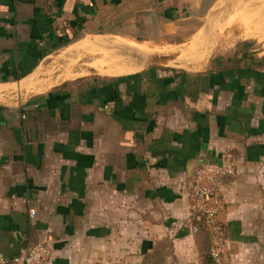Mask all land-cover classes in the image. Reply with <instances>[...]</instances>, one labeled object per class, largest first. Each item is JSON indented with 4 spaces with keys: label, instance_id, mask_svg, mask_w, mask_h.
Wrapping results in <instances>:
<instances>
[{
    "label": "crops",
    "instance_id": "1",
    "mask_svg": "<svg viewBox=\"0 0 264 264\" xmlns=\"http://www.w3.org/2000/svg\"><path fill=\"white\" fill-rule=\"evenodd\" d=\"M213 1L205 2L204 14ZM201 2L0 0L6 257L43 240L50 264H153L160 255V264H207L186 189L193 161L226 151L233 173L222 181L217 219L228 264H264V70L227 65L226 56L200 71L152 67L64 80L17 100L19 89L32 85L40 48L64 25L89 35L124 34L141 23L154 28L176 20ZM20 107L47 110L57 130L23 141Z\"/></svg>",
    "mask_w": 264,
    "mask_h": 264
},
{
    "label": "rangeland",
    "instance_id": "2",
    "mask_svg": "<svg viewBox=\"0 0 264 264\" xmlns=\"http://www.w3.org/2000/svg\"><path fill=\"white\" fill-rule=\"evenodd\" d=\"M201 1L199 7L189 8L183 17L162 22L158 27L156 24L154 28L141 23L136 31L94 35L76 30L70 40L58 44L39 58L32 70L35 72L32 85L20 88L17 100L64 80L75 82L86 76L95 79L127 73L111 74L106 72L104 63L88 61L90 53L86 52L99 49H104V52L121 51L128 59H137L143 66L141 69L200 71L210 65L211 59L230 56L231 62L227 65H251L264 70V0H215L206 14L203 13L204 4L210 0ZM95 41L100 43L99 46L103 44L104 48L95 45ZM137 44L146 45L148 51ZM90 47L96 48L88 49ZM138 52L143 56L167 57L169 61L165 60V64L145 63ZM2 92L6 97L14 96V92L6 89ZM199 230L203 234L199 241L202 259L207 264H217L208 254V234L201 225ZM160 258L162 263L164 257L160 255ZM154 259L153 264H160L157 257Z\"/></svg>",
    "mask_w": 264,
    "mask_h": 264
},
{
    "label": "built area",
    "instance_id": "3",
    "mask_svg": "<svg viewBox=\"0 0 264 264\" xmlns=\"http://www.w3.org/2000/svg\"><path fill=\"white\" fill-rule=\"evenodd\" d=\"M233 173V157L221 152L204 161L189 174L186 201L189 214L197 218L208 234V254L217 264H228L229 254L217 214L222 208L221 185ZM32 213V211H30ZM51 247L43 240L28 241L12 257L0 252V264H50Z\"/></svg>",
    "mask_w": 264,
    "mask_h": 264
},
{
    "label": "trees",
    "instance_id": "4",
    "mask_svg": "<svg viewBox=\"0 0 264 264\" xmlns=\"http://www.w3.org/2000/svg\"><path fill=\"white\" fill-rule=\"evenodd\" d=\"M76 28H79V25H76ZM77 29L71 24L64 25L60 33H55V39L53 42L46 44L40 48L38 54L39 57L44 55L53 47H56L58 44L70 40L76 32ZM70 31V32H69ZM124 75L117 76V78H122ZM20 113L24 115L21 120V131H22V140L29 141L35 138H38L46 133H51L57 130L56 122L50 117L49 113L45 109H26L19 108Z\"/></svg>",
    "mask_w": 264,
    "mask_h": 264
},
{
    "label": "bare ground",
    "instance_id": "5",
    "mask_svg": "<svg viewBox=\"0 0 264 264\" xmlns=\"http://www.w3.org/2000/svg\"><path fill=\"white\" fill-rule=\"evenodd\" d=\"M143 45H140V46L143 48H146L145 47L146 45L145 46H143ZM138 49L141 50L142 52L146 53L143 49H140V48H138ZM145 50L148 51V48H146ZM120 52L121 51H119V52H104L100 49L99 50H93L91 53L89 52L90 54L88 53L89 55H88L87 59H88V61L89 60H98L99 62L104 63L105 65H107V69L105 68L106 72L109 71V73H111V74L120 73V72H133V71H137V70L141 69V67H143V66H141L142 65L141 63L139 66H137L138 65L137 63H135L137 65L131 64V62L129 63V61L126 60L127 58L125 57V54L120 53ZM137 54H139V56L141 58H143L146 63L148 62V58L150 56H145V55L143 56L139 52ZM162 58L166 61H169L167 58H164V57H162ZM132 63H133V61H132ZM102 72H104V71H102Z\"/></svg>",
    "mask_w": 264,
    "mask_h": 264
},
{
    "label": "water",
    "instance_id": "6",
    "mask_svg": "<svg viewBox=\"0 0 264 264\" xmlns=\"http://www.w3.org/2000/svg\"><path fill=\"white\" fill-rule=\"evenodd\" d=\"M215 1V0H214ZM213 3V2H212ZM212 5V4H211ZM211 7V6H210ZM210 10V9H209ZM148 62L149 63H154V62H158L159 64H165L166 63V61L162 58V57H160V56H150L149 58H148ZM204 159H198V160H195V161H193V162H196L195 164H194V167L193 168H196V167H198V166H200L202 163H204ZM15 236H16V238L17 239H20V237L18 236V234L17 233H15Z\"/></svg>",
    "mask_w": 264,
    "mask_h": 264
}]
</instances>
